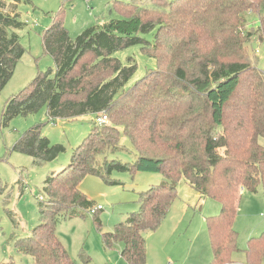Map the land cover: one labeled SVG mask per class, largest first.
Masks as SVG:
<instances>
[{
	"label": "trees",
	"instance_id": "16d2710c",
	"mask_svg": "<svg viewBox=\"0 0 264 264\" xmlns=\"http://www.w3.org/2000/svg\"><path fill=\"white\" fill-rule=\"evenodd\" d=\"M0 0V91L12 79L25 54L15 30L23 28L15 12L21 0ZM10 8V10H9ZM121 18L88 28L72 40L61 22L42 36L55 71L40 72L11 97L2 124L46 108L48 118L73 120L105 112L110 120L94 125L73 151L69 165L45 180L39 200L40 223L15 248L32 264H75L56 233L60 217H82L95 203L80 190L87 176L120 185L115 172L160 174L165 182L138 193L139 208L125 222L103 233L106 250L123 244L128 264H146V232L158 230L185 180L200 198L221 205L206 220L212 250L209 264H232L241 252L234 224L242 193L264 192V70L253 63L254 40L264 43V0H135L115 2ZM253 15L257 28L248 29ZM155 31L153 41L141 35ZM141 45L157 68L127 86L136 65L113 54ZM256 52V51H255ZM126 137L136 154L123 163L112 155L125 151ZM64 148L26 131L12 152L35 166L55 161ZM94 215L101 230L102 223ZM247 264H264V231L243 251ZM81 258L88 262L84 253ZM0 264H14L13 261Z\"/></svg>",
	"mask_w": 264,
	"mask_h": 264
},
{
	"label": "rangeland",
	"instance_id": "374dc122",
	"mask_svg": "<svg viewBox=\"0 0 264 264\" xmlns=\"http://www.w3.org/2000/svg\"><path fill=\"white\" fill-rule=\"evenodd\" d=\"M117 1L135 0H21L17 4L12 1L18 19L23 24V28L15 32L26 52L12 79L0 91V263L13 261L14 264H32L29 255L17 251L15 241L30 236L40 223L39 200L45 197V180L52 173L61 172L69 165L73 151L88 136L96 119V115L86 114L73 120L52 121L44 107L36 114L19 116L4 125L1 117L5 104L28 87L40 72L54 73V60L43 49L42 36L46 29L55 22H61L71 39L76 40L88 28L121 18L113 10ZM171 1L173 0H167ZM8 4H11L10 0ZM248 19V29L258 27L253 15ZM155 34L153 31L141 36L151 42ZM248 49L254 51L253 63L264 70V43L254 40ZM113 56L124 65H136L127 86L134 85L157 68L156 60L144 53L141 45L116 51ZM35 127H40L42 136L52 144L64 148L55 161L41 166L33 165L32 158L27 155L12 152L22 135ZM259 142L264 147V138H260ZM121 143L127 150L112 155V158L123 163L135 161L136 154L129 140L122 137ZM113 178L121 184L109 185L96 176H87L80 183L81 192L96 207H103L97 215L102 223L101 230L97 229L91 212L82 217L59 219L57 236L75 264H128L121 256L123 244L119 243L112 250H106L102 235L112 232L116 225L125 222L131 213L138 210L140 191L165 182L162 175L152 173L133 176L127 172H115ZM177 192L178 197L161 224V232L144 234L146 264H209L212 250L206 220L218 215L221 205L210 198H200L185 180L179 183ZM234 226L239 233V248L242 251L246 249L251 233L255 237L263 233L262 186L256 193L243 192ZM82 253L90 257L88 262L81 258ZM233 262L247 264L243 252L234 254Z\"/></svg>",
	"mask_w": 264,
	"mask_h": 264
},
{
	"label": "built area",
	"instance_id": "2783aa9c",
	"mask_svg": "<svg viewBox=\"0 0 264 264\" xmlns=\"http://www.w3.org/2000/svg\"><path fill=\"white\" fill-rule=\"evenodd\" d=\"M256 54H258V51H256ZM110 120L108 118V115L105 112H102L98 115H96V119H95V123H97V125H105L107 123H109ZM103 210L102 206H97L94 209L91 210V213L93 215L99 213L100 211Z\"/></svg>",
	"mask_w": 264,
	"mask_h": 264
},
{
	"label": "crops",
	"instance_id": "0c3cea01",
	"mask_svg": "<svg viewBox=\"0 0 264 264\" xmlns=\"http://www.w3.org/2000/svg\"><path fill=\"white\" fill-rule=\"evenodd\" d=\"M242 196H243V193H242ZM242 196H241V200H240V204H239V209H240V205H241V201H242ZM239 209H238V214H239ZM166 217H167V216H166ZM234 225H235V224H234ZM234 227H235V226H234ZM161 228H162V225H161V227L158 228V230H156V231H154V232H150V233L157 234V233L161 232V231H160ZM256 235H257V234H256ZM250 236H251V237H250ZM250 236H249L250 238H253V237H255V234H254V233H251ZM250 238H249V239H250ZM243 251H244V250H243ZM243 251H241V252H243ZM243 255L245 256L244 252H243ZM233 263H234V262H233ZM233 263H232V264H233Z\"/></svg>",
	"mask_w": 264,
	"mask_h": 264
},
{
	"label": "bare ground",
	"instance_id": "6f19581e",
	"mask_svg": "<svg viewBox=\"0 0 264 264\" xmlns=\"http://www.w3.org/2000/svg\"><path fill=\"white\" fill-rule=\"evenodd\" d=\"M73 40V39H72Z\"/></svg>",
	"mask_w": 264,
	"mask_h": 264
}]
</instances>
